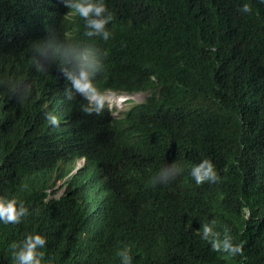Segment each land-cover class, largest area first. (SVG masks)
<instances>
[{"label":"trees","instance_id":"obj_1","mask_svg":"<svg viewBox=\"0 0 264 264\" xmlns=\"http://www.w3.org/2000/svg\"><path fill=\"white\" fill-rule=\"evenodd\" d=\"M245 2L250 13L239 10ZM105 3L107 41L86 37L62 0H0V79L30 86L22 100L0 87V195L29 210L19 224L0 223V264H12L9 243L30 233L46 237L53 264H120L124 245L133 264H264V0ZM50 32L103 52L99 89L147 95L129 99L121 119L106 106L83 113L56 64L33 67L30 44ZM55 145L85 157L94 174L85 194L69 184L46 191L62 177ZM204 158L220 179L197 185L189 170ZM175 161L181 174L150 186ZM212 221L243 256L202 238Z\"/></svg>","mask_w":264,"mask_h":264},{"label":"clouds","instance_id":"obj_2","mask_svg":"<svg viewBox=\"0 0 264 264\" xmlns=\"http://www.w3.org/2000/svg\"><path fill=\"white\" fill-rule=\"evenodd\" d=\"M62 3L83 18L86 37H101L105 41L111 37L112 33L106 25L113 17L105 0H62ZM239 10L243 13H250L252 11L251 4L245 2ZM30 56L33 67L39 71L46 72L52 64L58 66L60 74L67 82V87L64 90L66 99L72 101L79 97L82 100L79 107L83 113L99 115L106 106L113 117L124 118L127 106L130 105L129 94L134 92L115 91L110 88L101 90L96 86L95 77L103 71L105 66L104 54L101 50L90 44L64 39L57 33L50 32L47 38L31 42ZM0 87L7 89L18 100L25 99L30 91L28 82L15 78L0 79ZM108 93L125 94L119 100L120 107L110 105L107 98ZM43 115L49 125L59 127L60 119L54 112L45 110ZM119 140H121L120 135ZM70 151V149L58 145L53 147V155L57 159L56 169L62 177L55 181L52 187L46 189L48 193L59 195L66 190L68 184L73 190L83 194L89 189L94 174L87 169L85 157L70 159L68 156ZM181 172L182 167L176 161L166 162L150 177V186L167 184ZM189 174L197 185L206 181L214 183L220 179L214 163L208 158L194 163L190 167ZM28 214L29 210L23 202L0 195V223L19 224L22 218ZM214 223L212 221L211 224L204 226L202 238L209 240L214 250L225 252L233 257L243 256L242 243L234 242L230 231L225 232L221 237L219 232L214 231L212 226ZM166 236L169 237L167 232ZM46 242V237L40 233L25 234L22 239L10 242L8 248L12 264H53L52 258H45L41 251L46 246ZM117 255L120 258V264H133V257L127 245L121 247Z\"/></svg>","mask_w":264,"mask_h":264},{"label":"rangeland","instance_id":"obj_3","mask_svg":"<svg viewBox=\"0 0 264 264\" xmlns=\"http://www.w3.org/2000/svg\"><path fill=\"white\" fill-rule=\"evenodd\" d=\"M147 95V92H134L129 94V99H131L132 101H141L145 96ZM125 94L121 95V94H115V93H108L107 94V98L108 101L110 103L111 106H118L120 107V102L119 100L124 97ZM125 105V104H124ZM128 105V102L126 104V106Z\"/></svg>","mask_w":264,"mask_h":264}]
</instances>
